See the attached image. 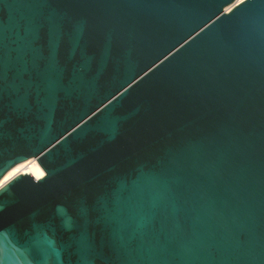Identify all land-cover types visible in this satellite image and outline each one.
I'll return each mask as SVG.
<instances>
[{
	"label": "water",
	"instance_id": "1",
	"mask_svg": "<svg viewBox=\"0 0 264 264\" xmlns=\"http://www.w3.org/2000/svg\"><path fill=\"white\" fill-rule=\"evenodd\" d=\"M0 0V264H264V0ZM231 7L227 12L226 9Z\"/></svg>",
	"mask_w": 264,
	"mask_h": 264
},
{
	"label": "bare ground",
	"instance_id": "2",
	"mask_svg": "<svg viewBox=\"0 0 264 264\" xmlns=\"http://www.w3.org/2000/svg\"><path fill=\"white\" fill-rule=\"evenodd\" d=\"M244 0H236L234 5H237ZM231 7H228L226 9V12ZM31 175V177L34 180H39L44 177L45 173L40 167V165L37 163V161L34 158L28 159L25 162H22L20 164H17L12 169H10L4 177L0 180V188H2L5 184H7L9 181H11L13 178L19 176V175Z\"/></svg>",
	"mask_w": 264,
	"mask_h": 264
}]
</instances>
